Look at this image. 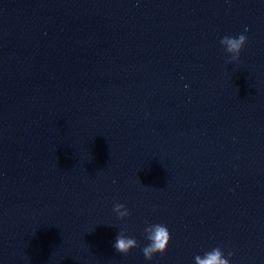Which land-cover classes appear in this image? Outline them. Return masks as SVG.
Returning a JSON list of instances; mask_svg holds the SVG:
<instances>
[{
  "label": "water",
  "instance_id": "95a60500",
  "mask_svg": "<svg viewBox=\"0 0 264 264\" xmlns=\"http://www.w3.org/2000/svg\"><path fill=\"white\" fill-rule=\"evenodd\" d=\"M155 223L171 240L148 261ZM216 247L264 264V0H0V264Z\"/></svg>",
  "mask_w": 264,
  "mask_h": 264
},
{
  "label": "clouds",
  "instance_id": "9594fccd",
  "mask_svg": "<svg viewBox=\"0 0 264 264\" xmlns=\"http://www.w3.org/2000/svg\"><path fill=\"white\" fill-rule=\"evenodd\" d=\"M247 30L246 28L245 31ZM220 43L230 56L228 62L235 63L239 61L241 51L248 43V37L243 33L237 37L224 36ZM113 211L121 220L130 215L129 210L121 203L114 204ZM144 237L148 243L142 248V253L148 261H151L156 254L165 253L171 240L168 227L161 223L148 224L144 228ZM113 247L118 253L127 255L132 249L140 247V244L135 237H130L121 230L115 238ZM232 255V252H228V257ZM194 259L195 264H230V259L225 258L224 252L220 247L205 252L203 256L196 255Z\"/></svg>",
  "mask_w": 264,
  "mask_h": 264
}]
</instances>
